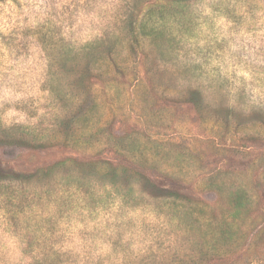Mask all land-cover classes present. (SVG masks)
<instances>
[{"label": "rangeland", "instance_id": "rangeland-1", "mask_svg": "<svg viewBox=\"0 0 264 264\" xmlns=\"http://www.w3.org/2000/svg\"><path fill=\"white\" fill-rule=\"evenodd\" d=\"M0 264H264V0H0Z\"/></svg>", "mask_w": 264, "mask_h": 264}]
</instances>
